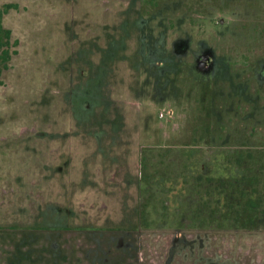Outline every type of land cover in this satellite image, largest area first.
<instances>
[{"label": "rangeland", "instance_id": "1", "mask_svg": "<svg viewBox=\"0 0 264 264\" xmlns=\"http://www.w3.org/2000/svg\"><path fill=\"white\" fill-rule=\"evenodd\" d=\"M5 4L0 264H264V0ZM193 195L199 227H164Z\"/></svg>", "mask_w": 264, "mask_h": 264}, {"label": "trees", "instance_id": "2", "mask_svg": "<svg viewBox=\"0 0 264 264\" xmlns=\"http://www.w3.org/2000/svg\"><path fill=\"white\" fill-rule=\"evenodd\" d=\"M17 7V6H16ZM15 8V5L11 4H5L3 6H0V76L2 75V72L8 68L9 62L11 61V58L13 55H16L18 53V50L15 48L18 45V41L12 40V31L8 28H6L3 24V17L7 12ZM242 159H244L243 156H239L238 162L242 164ZM199 181L196 184L197 188L204 189L206 186L210 184H214L216 189L222 190L227 188V182L223 178H219L218 180H213L210 177H204L200 175L198 177ZM186 178L181 182V190L185 189V185L183 182L187 183L189 185V189H185L184 195L191 194L193 192V187L189 184V182L185 181ZM200 183V185H199ZM153 186V185H152ZM154 187V186H153ZM249 187H252V184L244 185V188L242 190V195L238 197V203L239 210H237L238 214H241L240 218H237L235 221L236 224H234L231 220L225 218L224 216H221L219 218L220 222H223L226 227L228 228H252L257 223V217H253L252 213H258L260 212V199H258L254 194L256 193V190H250ZM196 195L192 196V202H190L188 207L184 210V213L191 214L189 217V220L187 218L182 219L180 216L174 217L172 215H169L166 217V219L161 220L160 222L164 227H171V228H177V229H184L188 227H199V224L202 221V217H205V214L207 213V209L202 205L200 198H196ZM217 205L221 207V212L225 211L229 207L227 205V200L225 198H218ZM158 203H146L144 207L147 208L148 206H151L152 210L155 211L157 209ZM233 208H235L234 204H231ZM191 223L192 225L188 226V223Z\"/></svg>", "mask_w": 264, "mask_h": 264}]
</instances>
